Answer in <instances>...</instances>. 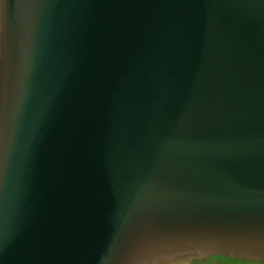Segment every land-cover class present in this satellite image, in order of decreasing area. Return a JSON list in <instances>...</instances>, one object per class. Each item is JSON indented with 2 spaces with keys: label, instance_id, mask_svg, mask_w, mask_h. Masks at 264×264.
I'll return each instance as SVG.
<instances>
[{
  "label": "water",
  "instance_id": "95a60500",
  "mask_svg": "<svg viewBox=\"0 0 264 264\" xmlns=\"http://www.w3.org/2000/svg\"><path fill=\"white\" fill-rule=\"evenodd\" d=\"M10 3L0 264L264 262V0Z\"/></svg>",
  "mask_w": 264,
  "mask_h": 264
},
{
  "label": "snow or ice",
  "instance_id": "6c2138e0",
  "mask_svg": "<svg viewBox=\"0 0 264 264\" xmlns=\"http://www.w3.org/2000/svg\"><path fill=\"white\" fill-rule=\"evenodd\" d=\"M11 3L10 0H0V34H2L4 24H5V16L6 11L9 9ZM6 93H7V74L6 68L4 64L3 58V49L0 47V126H2L3 122V113L4 107L6 103ZM3 174V160L0 157V177ZM259 228L262 234H264V217H262L259 221ZM252 230H255V226H253Z\"/></svg>",
  "mask_w": 264,
  "mask_h": 264
},
{
  "label": "rangeland",
  "instance_id": "374dc122",
  "mask_svg": "<svg viewBox=\"0 0 264 264\" xmlns=\"http://www.w3.org/2000/svg\"><path fill=\"white\" fill-rule=\"evenodd\" d=\"M161 264H264V262H245L243 260L231 259L223 256H213L201 261L197 256H178L170 260L161 262Z\"/></svg>",
  "mask_w": 264,
  "mask_h": 264
}]
</instances>
